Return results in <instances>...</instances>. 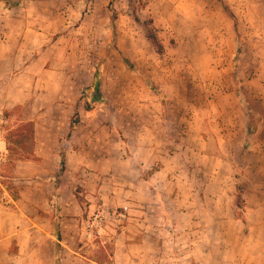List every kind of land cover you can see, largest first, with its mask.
<instances>
[{"label": "rangeland", "instance_id": "374dc122", "mask_svg": "<svg viewBox=\"0 0 264 264\" xmlns=\"http://www.w3.org/2000/svg\"><path fill=\"white\" fill-rule=\"evenodd\" d=\"M222 1L0 2V264H54V222L60 264H264V0Z\"/></svg>", "mask_w": 264, "mask_h": 264}, {"label": "trees", "instance_id": "16d2710c", "mask_svg": "<svg viewBox=\"0 0 264 264\" xmlns=\"http://www.w3.org/2000/svg\"><path fill=\"white\" fill-rule=\"evenodd\" d=\"M21 0H0V2H4L7 6L14 9L17 8ZM30 2H39L42 0H26ZM220 4L223 6V9L226 13V15L236 24V18L229 9L227 5L223 3L222 0H218ZM124 63L128 67H133L129 63L127 59H124ZM89 89L94 92V98L92 97L91 100L95 103L102 102V94H101V82L100 78L98 76V73H95L93 77V82ZM90 110H92V107L87 105L86 106V112L89 113ZM16 112V111H15ZM14 114V111L5 112V115L8 118H10ZM247 124L245 129V135L250 136L251 134L256 131L258 128L260 122L257 121L253 127L252 124L248 122L247 117ZM75 127L71 124L70 131L68 134V138L71 136V133L74 131ZM34 140V126L33 123L27 122L24 124L16 125L15 128H12L11 130L8 129V132L5 136V146L6 150L8 152L7 156V162L3 165V169L7 170L8 172L13 170L16 166V163L23 160H35L37 158H34L33 151H30V144ZM65 166V151L62 150V162H61V172L64 171ZM53 232L55 237V243H54V253H55V262L54 264H60L59 255L61 252V234H60V227L57 222L53 223ZM114 245L111 244H105V246H100L94 253L92 257V261L95 264H115L114 262Z\"/></svg>", "mask_w": 264, "mask_h": 264}, {"label": "crops", "instance_id": "0c3cea01", "mask_svg": "<svg viewBox=\"0 0 264 264\" xmlns=\"http://www.w3.org/2000/svg\"><path fill=\"white\" fill-rule=\"evenodd\" d=\"M19 51H20V53H18V54L13 58V60L16 61V62L21 63V50L19 49ZM0 59H2V58H0ZM3 59H4V58H3ZM19 76L21 77V72H20V75H19ZM16 87H17V90H18V91H21V83H20L19 85H17ZM19 174H21V172H19ZM65 177H66V174L63 175L62 180L65 179ZM62 184H63V182H62ZM13 185H15V184H13Z\"/></svg>", "mask_w": 264, "mask_h": 264}, {"label": "built area", "instance_id": "2783aa9c", "mask_svg": "<svg viewBox=\"0 0 264 264\" xmlns=\"http://www.w3.org/2000/svg\"><path fill=\"white\" fill-rule=\"evenodd\" d=\"M121 217H124V216L121 215Z\"/></svg>", "mask_w": 264, "mask_h": 264}]
</instances>
